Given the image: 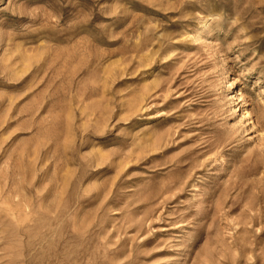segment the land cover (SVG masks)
I'll return each instance as SVG.
<instances>
[{
    "label": "rangeland",
    "instance_id": "obj_1",
    "mask_svg": "<svg viewBox=\"0 0 264 264\" xmlns=\"http://www.w3.org/2000/svg\"><path fill=\"white\" fill-rule=\"evenodd\" d=\"M0 264H264V0H0Z\"/></svg>",
    "mask_w": 264,
    "mask_h": 264
}]
</instances>
